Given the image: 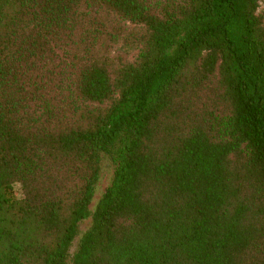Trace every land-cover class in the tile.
Listing matches in <instances>:
<instances>
[{"label":"trees","instance_id":"1","mask_svg":"<svg viewBox=\"0 0 264 264\" xmlns=\"http://www.w3.org/2000/svg\"><path fill=\"white\" fill-rule=\"evenodd\" d=\"M260 1L0 0V264H264Z\"/></svg>","mask_w":264,"mask_h":264},{"label":"rangeland","instance_id":"2","mask_svg":"<svg viewBox=\"0 0 264 264\" xmlns=\"http://www.w3.org/2000/svg\"><path fill=\"white\" fill-rule=\"evenodd\" d=\"M259 11L264 15V0L260 1ZM112 174H113V169L110 163L107 160L102 159L100 163V174H99V178H98V181L95 187V193H94L93 199L90 203V209L94 208L97 200L103 193L105 187L109 184ZM14 189L20 196V185L18 183L14 184ZM89 222H90V218L84 219L80 223V230L84 231L88 227Z\"/></svg>","mask_w":264,"mask_h":264}]
</instances>
